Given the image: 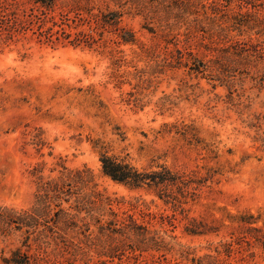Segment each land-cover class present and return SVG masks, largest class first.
<instances>
[{
  "label": "rangeland",
  "instance_id": "obj_1",
  "mask_svg": "<svg viewBox=\"0 0 264 264\" xmlns=\"http://www.w3.org/2000/svg\"><path fill=\"white\" fill-rule=\"evenodd\" d=\"M240 4L233 0L232 6ZM123 23L139 42L122 47L127 61L148 69V61L133 52L154 46L157 38L143 28L141 17H126ZM129 72H134L131 65L118 71L111 57L96 48L42 44L32 33L0 47V206L30 208L36 192L32 170L40 166L47 177L64 163L91 169L99 190L121 201L114 211L143 221L131 202L141 199L156 215L172 212L153 190H131L104 177L101 153L139 170L165 165L189 174L215 168L220 174L202 189L199 204L187 209L190 218L219 232L188 236L187 221L180 219L173 235L198 256L240 240L230 262L247 257L240 264H264L254 239L264 236V91L247 81L231 101L226 88L213 91L205 80L197 86L182 73L144 83L119 77ZM183 125L192 127L212 153L189 145L178 134ZM244 236L252 243L250 250L240 239Z\"/></svg>",
  "mask_w": 264,
  "mask_h": 264
},
{
  "label": "trees",
  "instance_id": "obj_2",
  "mask_svg": "<svg viewBox=\"0 0 264 264\" xmlns=\"http://www.w3.org/2000/svg\"><path fill=\"white\" fill-rule=\"evenodd\" d=\"M232 4L233 0H0V47L29 33L42 44L84 45L109 55L118 71L124 65L134 68L120 78L133 76L144 83L182 73L197 86L205 80L213 91L226 88L233 101L237 87L243 89L247 81L264 91V0H241L238 8ZM126 17H141L143 28L158 40L133 52L136 59L148 61V69L139 70L124 54L123 46L139 44L136 33L123 23ZM160 106L167 107L164 101ZM182 128L178 134L189 145L210 152L192 127ZM100 163L103 176L113 182L131 190H153L171 215H156L139 199L130 206L143 221L127 213L121 216L113 209L121 201L99 190L88 167L70 169L63 163L45 177L37 166L31 172L36 185L32 206H0V264H233L240 240L198 256L173 235L180 219L187 221L188 236L219 232L190 218L187 206L199 204L202 189L220 170L204 166L205 173L187 174L165 165L139 170L108 152L101 153ZM246 236L240 239L250 250ZM254 239L264 252V236Z\"/></svg>",
  "mask_w": 264,
  "mask_h": 264
}]
</instances>
